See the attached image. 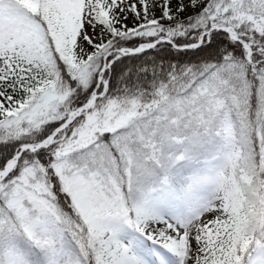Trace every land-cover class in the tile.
Wrapping results in <instances>:
<instances>
[{"label": "snow or ice", "instance_id": "obj_1", "mask_svg": "<svg viewBox=\"0 0 264 264\" xmlns=\"http://www.w3.org/2000/svg\"><path fill=\"white\" fill-rule=\"evenodd\" d=\"M0 264H264V0H0Z\"/></svg>", "mask_w": 264, "mask_h": 264}, {"label": "trees", "instance_id": "obj_2", "mask_svg": "<svg viewBox=\"0 0 264 264\" xmlns=\"http://www.w3.org/2000/svg\"><path fill=\"white\" fill-rule=\"evenodd\" d=\"M171 57L172 58H175L179 61H186V60H189V59H194V55L192 53H188L187 55H184V54H178V53H172L171 54Z\"/></svg>", "mask_w": 264, "mask_h": 264}, {"label": "rangeland", "instance_id": "obj_3", "mask_svg": "<svg viewBox=\"0 0 264 264\" xmlns=\"http://www.w3.org/2000/svg\"><path fill=\"white\" fill-rule=\"evenodd\" d=\"M129 2L134 3V2H136V0H129ZM187 14H188V13H185V15H187ZM126 23H128V26H129V27H131L132 24L134 23L133 19L131 18V15L129 16V20L126 21ZM89 33L91 34V30H90V29H89Z\"/></svg>", "mask_w": 264, "mask_h": 264}]
</instances>
